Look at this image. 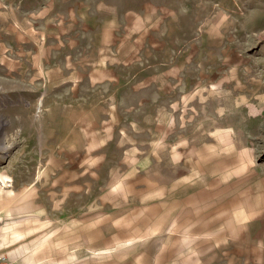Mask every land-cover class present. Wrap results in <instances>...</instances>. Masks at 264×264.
<instances>
[{
  "label": "rangeland",
  "instance_id": "rangeland-1",
  "mask_svg": "<svg viewBox=\"0 0 264 264\" xmlns=\"http://www.w3.org/2000/svg\"><path fill=\"white\" fill-rule=\"evenodd\" d=\"M0 250L264 264V0H0Z\"/></svg>",
  "mask_w": 264,
  "mask_h": 264
},
{
  "label": "built area",
  "instance_id": "built-area-1",
  "mask_svg": "<svg viewBox=\"0 0 264 264\" xmlns=\"http://www.w3.org/2000/svg\"><path fill=\"white\" fill-rule=\"evenodd\" d=\"M0 264H15V261L6 252L0 250Z\"/></svg>",
  "mask_w": 264,
  "mask_h": 264
},
{
  "label": "crops",
  "instance_id": "crops-1",
  "mask_svg": "<svg viewBox=\"0 0 264 264\" xmlns=\"http://www.w3.org/2000/svg\"><path fill=\"white\" fill-rule=\"evenodd\" d=\"M1 251H3V250H1ZM3 252H6L10 256V258L15 261V264H19L17 262V260H18L17 255L14 251L13 252L12 251H3Z\"/></svg>",
  "mask_w": 264,
  "mask_h": 264
},
{
  "label": "bare ground",
  "instance_id": "bare-ground-1",
  "mask_svg": "<svg viewBox=\"0 0 264 264\" xmlns=\"http://www.w3.org/2000/svg\"><path fill=\"white\" fill-rule=\"evenodd\" d=\"M8 233V232H7Z\"/></svg>",
  "mask_w": 264,
  "mask_h": 264
}]
</instances>
